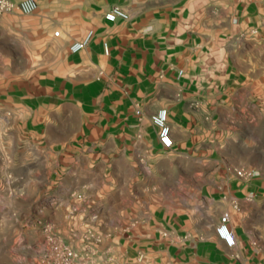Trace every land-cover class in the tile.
Wrapping results in <instances>:
<instances>
[{
    "label": "crops",
    "instance_id": "1",
    "mask_svg": "<svg viewBox=\"0 0 264 264\" xmlns=\"http://www.w3.org/2000/svg\"><path fill=\"white\" fill-rule=\"evenodd\" d=\"M36 2L6 21L41 48L0 47V168L30 212L88 264H264V135L246 131L264 122V0ZM115 6L129 18L107 21ZM41 189L61 203L39 210Z\"/></svg>",
    "mask_w": 264,
    "mask_h": 264
},
{
    "label": "rangeland",
    "instance_id": "2",
    "mask_svg": "<svg viewBox=\"0 0 264 264\" xmlns=\"http://www.w3.org/2000/svg\"><path fill=\"white\" fill-rule=\"evenodd\" d=\"M19 14L23 13H7L3 15L0 21V47H5L7 51L14 53V59L25 62L26 58L21 54L22 50H24L23 48L29 50L34 48L35 44H37V48H41L44 42L38 41L36 43L24 39L19 41L16 38L13 32L14 25L12 22L8 23L6 18L13 19ZM38 59L44 58L39 56ZM246 131L251 134L256 132L264 135V122L261 125V129L252 127L247 128ZM239 148H241V145H239ZM238 155L241 157V153H238ZM245 158L247 161H253L254 154L247 151V153L245 152ZM12 173L9 170L6 180H4L5 173L0 168V264H62L52 244L48 242L51 236L61 240L58 234L54 232L51 222L43 215V211H38L37 214L30 212L33 202L29 200L27 194L33 195L34 189L32 188L28 193L18 191V186L10 181ZM43 189L36 194L40 200H38L39 210H43L48 204L61 203L59 198L48 194ZM73 249L88 264L89 256L83 251Z\"/></svg>",
    "mask_w": 264,
    "mask_h": 264
},
{
    "label": "built area",
    "instance_id": "3",
    "mask_svg": "<svg viewBox=\"0 0 264 264\" xmlns=\"http://www.w3.org/2000/svg\"><path fill=\"white\" fill-rule=\"evenodd\" d=\"M38 8L36 0H0V21L4 14L7 13H23L32 14ZM105 18L109 22H116L119 19H128L129 14L120 6L113 7L105 15ZM254 30V33H257ZM55 36L60 35V30L54 32ZM94 37V31L90 30L82 40L74 42L70 46V50L73 53H77L85 49ZM106 52H108L107 44H105ZM140 113V111H138ZM152 122L159 130V140L163 148L170 149L173 146V139L171 135V125L169 121V113L166 108L158 109L152 115ZM239 178L245 180H251L258 176V172L251 169H239L236 172ZM217 234L221 240H223L227 246L236 247L237 238L230 226V214L225 212L222 214L220 222L217 226ZM48 242L52 244L53 249L56 251V255L62 264H86L82 256L71 248L69 245L65 244L61 240H58L55 236H51Z\"/></svg>",
    "mask_w": 264,
    "mask_h": 264
}]
</instances>
